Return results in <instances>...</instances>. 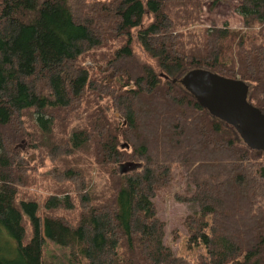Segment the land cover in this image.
Instances as JSON below:
<instances>
[{
  "label": "trees",
  "instance_id": "obj_1",
  "mask_svg": "<svg viewBox=\"0 0 264 264\" xmlns=\"http://www.w3.org/2000/svg\"><path fill=\"white\" fill-rule=\"evenodd\" d=\"M205 1L0 0V264H55L47 242L73 264H264V151L178 82L197 68L239 79L264 113V0H213L237 3L240 29L206 27ZM24 118L58 129L48 159L76 187L43 210L22 197ZM176 180V201L198 205L178 253L153 201Z\"/></svg>",
  "mask_w": 264,
  "mask_h": 264
},
{
  "label": "rangeland",
  "instance_id": "obj_2",
  "mask_svg": "<svg viewBox=\"0 0 264 264\" xmlns=\"http://www.w3.org/2000/svg\"><path fill=\"white\" fill-rule=\"evenodd\" d=\"M212 2L213 0H206L204 3L202 22L206 27L227 25L230 29L242 28V18L234 12V8L237 5L236 2H231L230 5L220 3L214 5ZM112 78L113 74H111V78L108 81L111 82ZM80 117L82 118L83 115L77 116V118ZM24 119L23 121L24 123L25 121L27 122L25 125L30 132L29 137L21 141L18 140L14 143V147L18 148V152L28 162L30 170L29 180L32 184L31 186L22 188V192H24L22 197L26 200H38L40 210H43L41 204L49 196H58L59 198L68 194L76 196L77 193L74 190L76 187L66 182L63 178H57L56 171H63V168L58 167L57 164L48 159L50 150L56 143L54 134L59 135L58 129L53 130L50 134H43L38 126L36 127L33 123H29L28 118ZM30 119L31 122H34L33 115L30 116ZM76 124L74 123L73 125ZM54 165L57 166V170L53 169ZM129 170L132 169H127L125 172ZM92 175L95 178L90 176V178H85V182L89 187V191H91V196L94 198L101 191L103 180L102 178H96L95 173H92ZM76 184L78 185V189H80L81 185L79 183ZM184 184L176 180L168 188L161 189L153 200L156 204L157 215L165 224V242L175 253L181 251V239L185 234L183 226L185 217L192 215L198 210L196 203H181L176 201V195L185 196L186 187L188 189V186H184ZM44 253L45 257L54 260L55 264H73L69 253L51 242H47Z\"/></svg>",
  "mask_w": 264,
  "mask_h": 264
},
{
  "label": "water",
  "instance_id": "obj_3",
  "mask_svg": "<svg viewBox=\"0 0 264 264\" xmlns=\"http://www.w3.org/2000/svg\"><path fill=\"white\" fill-rule=\"evenodd\" d=\"M178 82L212 117L231 126L250 150L264 151V113L249 103L245 82L200 68L187 71ZM136 167L126 162L122 171Z\"/></svg>",
  "mask_w": 264,
  "mask_h": 264
}]
</instances>
